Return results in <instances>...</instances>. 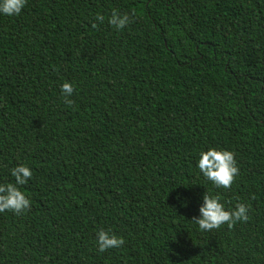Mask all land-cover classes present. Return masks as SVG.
I'll return each instance as SVG.
<instances>
[{
  "label": "trees",
  "instance_id": "1",
  "mask_svg": "<svg viewBox=\"0 0 264 264\" xmlns=\"http://www.w3.org/2000/svg\"><path fill=\"white\" fill-rule=\"evenodd\" d=\"M113 10L133 22L113 29ZM209 148L234 154L231 188L200 172ZM20 164L31 207L0 212V264H264V0H27L0 14V183ZM204 192L244 203L248 221L199 230ZM100 229L124 244L99 252Z\"/></svg>",
  "mask_w": 264,
  "mask_h": 264
},
{
  "label": "clouds",
  "instance_id": "2",
  "mask_svg": "<svg viewBox=\"0 0 264 264\" xmlns=\"http://www.w3.org/2000/svg\"><path fill=\"white\" fill-rule=\"evenodd\" d=\"M27 0H0V14L5 16L19 15L25 7ZM134 20L133 15L120 13L116 10L111 12L107 23L115 30L119 31ZM96 21L100 24L105 22V17L97 14ZM97 28V23L92 24ZM61 94L63 101L71 105L70 99L74 92L73 85L65 81L61 84ZM203 176L211 181L216 188H231L239 169L236 165L234 154L229 150H218L209 148L201 151L197 164ZM11 176L15 179V184L0 183V212L11 211L19 215L30 209L31 203L26 195L19 190L17 185H25L32 178V171L29 167L20 164L10 169ZM203 203L199 206V216H194L191 220L201 231H212L219 229L222 225L233 228L237 222H247L249 219V208L244 203H237L233 209H226L220 202L219 195H211L204 192ZM96 243L99 252H105L110 248H119L124 244V239L104 229L98 230Z\"/></svg>",
  "mask_w": 264,
  "mask_h": 264
}]
</instances>
